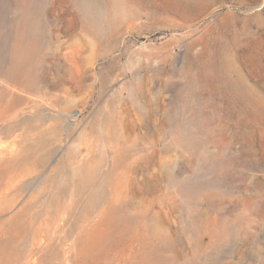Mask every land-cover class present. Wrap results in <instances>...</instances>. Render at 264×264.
Returning a JSON list of instances; mask_svg holds the SVG:
<instances>
[{"label": "rangeland", "instance_id": "1", "mask_svg": "<svg viewBox=\"0 0 264 264\" xmlns=\"http://www.w3.org/2000/svg\"><path fill=\"white\" fill-rule=\"evenodd\" d=\"M80 1L0 0V264H264V0Z\"/></svg>", "mask_w": 264, "mask_h": 264}, {"label": "bare ground", "instance_id": "2", "mask_svg": "<svg viewBox=\"0 0 264 264\" xmlns=\"http://www.w3.org/2000/svg\"><path fill=\"white\" fill-rule=\"evenodd\" d=\"M37 2L39 3L38 5L43 4V0H37ZM74 2L77 6V13H78L79 19L83 21L85 26L90 27L88 24H91L94 19L93 9H90L88 6L84 5V2L80 0H74ZM26 14L29 17H27ZM20 15L21 17L25 16V22H24L23 29L24 31H26L30 39L26 46L24 45L21 46L20 44L23 55L18 54L16 58L13 59V64L17 66L19 65L21 66L22 62L25 61L27 52L28 53L31 52V49H33V47L36 46L35 37L37 35V32H39L42 27L41 20L39 18L40 13L37 10L33 11V9H29V12H26V13L22 12L20 13Z\"/></svg>", "mask_w": 264, "mask_h": 264}]
</instances>
